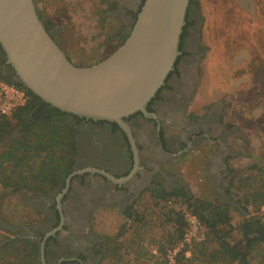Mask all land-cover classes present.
<instances>
[{
	"label": "rangeland",
	"instance_id": "374dc122",
	"mask_svg": "<svg viewBox=\"0 0 264 264\" xmlns=\"http://www.w3.org/2000/svg\"><path fill=\"white\" fill-rule=\"evenodd\" d=\"M129 1L35 0L38 15L55 23L52 30H56L61 49L81 65L95 63L119 46L122 19L118 9ZM196 3L193 15H186L195 23L192 42L186 48V96L180 115L195 125L203 123L209 132L194 138L172 162H163L170 176L161 180L166 187H175L174 180L180 179L194 197L213 204L227 203L231 227L223 225L221 232L244 250L238 224L249 216L264 221V204L259 205L260 197L254 198L258 191L264 192V188L259 189L263 174L258 171H264V0ZM214 111L218 120L211 123L209 115ZM165 119L170 123L166 116ZM215 123L220 125V135L216 129H208ZM168 130L172 134L177 128L171 125ZM221 148L227 151L221 177L215 183L210 171L218 175L216 159L210 165L209 159ZM31 197L0 187V242L24 236L21 225L32 227L42 221L41 209ZM129 209L136 215L130 220L118 206H101L94 211L92 229L108 239L117 238L115 243L121 245L118 253L102 257L98 264H159L165 259L166 250L182 239L176 240L172 235L176 222L169 212L179 211L184 219L183 211L189 210L181 200L163 201L145 193ZM205 240L206 236L203 241L183 248L187 264H237L215 259L216 245ZM201 244H205L202 249ZM246 258L247 264L264 263V243L255 245Z\"/></svg>",
	"mask_w": 264,
	"mask_h": 264
},
{
	"label": "flooded vegetation",
	"instance_id": "af4514ba",
	"mask_svg": "<svg viewBox=\"0 0 264 264\" xmlns=\"http://www.w3.org/2000/svg\"><path fill=\"white\" fill-rule=\"evenodd\" d=\"M142 1L130 0L118 9L122 19L121 33L117 37L119 45L128 35ZM195 2L192 0L188 6L187 14L190 16L194 13ZM187 21L192 23L188 25L187 35L182 41L181 56L146 105L147 112L153 116L138 111L125 117L129 131L114 121L76 115L68 117L76 130V154L71 172L55 189L31 197L41 209L42 221L32 227H19L24 233L19 237L37 243L38 264H98L103 254L102 245L106 244L108 237L100 236L92 229L90 223L95 210L101 206H118L124 212L139 196L158 192L159 185L167 192L186 188L180 179L174 180L175 187H166L161 179L170 176L163 162H172L194 138L206 136L208 131L203 123L195 125L188 117L183 119L180 115L186 96L187 81L184 77L187 73L183 70L189 58L186 48L192 42L195 23L190 17ZM50 32L56 39V30ZM0 73L11 75L1 47ZM165 116L170 123H166ZM209 116L211 123L218 120L216 111ZM171 125L177 128L172 134L168 130ZM219 126L210 124L208 129H216L220 135ZM226 151L221 148L209 159V165L216 159L218 175L210 171L215 183L221 177ZM41 243L43 261L40 259Z\"/></svg>",
	"mask_w": 264,
	"mask_h": 264
},
{
	"label": "water",
	"instance_id": "95a60500",
	"mask_svg": "<svg viewBox=\"0 0 264 264\" xmlns=\"http://www.w3.org/2000/svg\"><path fill=\"white\" fill-rule=\"evenodd\" d=\"M189 2L143 0L125 40L103 59L81 65L46 30L35 0H0V47L12 79L42 101L129 131L124 118L152 115L146 105L174 69Z\"/></svg>",
	"mask_w": 264,
	"mask_h": 264
},
{
	"label": "trees",
	"instance_id": "16d2710c",
	"mask_svg": "<svg viewBox=\"0 0 264 264\" xmlns=\"http://www.w3.org/2000/svg\"><path fill=\"white\" fill-rule=\"evenodd\" d=\"M195 4L198 6L196 2ZM110 8L113 9L114 6ZM187 19L188 16L182 31L180 48L184 36L187 35L189 25ZM43 24L49 32L55 26L50 19L43 20ZM0 81L15 84L28 95L25 105L17 108L9 116L0 115V187L15 194L23 193L32 197L44 194L63 183L71 172L76 154V130L68 117L75 115L60 111L42 101L22 84L12 79V75L0 73ZM258 171L263 174L262 182L259 184L261 187L259 189H262L264 188V171L262 168H258ZM151 197L163 201L174 198L184 202L185 207L196 214L202 222L205 228V241L216 245L213 251L215 259L247 264L246 253L255 245L264 243V221L262 218L252 216L244 217L237 226L245 241V249L240 250L229 241L227 234L222 233L220 229L223 225L231 227L227 203L213 204L205 199L194 197L187 188L167 192L160 185L159 191L151 194ZM256 197L261 199L259 205L264 204L262 190L254 195V198ZM131 211L132 209L124 211L127 220L135 215ZM169 212L176 222L172 235L179 240L186 223L181 212L174 209H169ZM116 240L117 238L112 240L107 238L103 258L118 253L121 245H117ZM204 245L201 244L200 249L204 248ZM162 251L163 247L160 246L159 252ZM183 253L184 249L178 253L175 264H187L188 258H185ZM164 263L165 259L159 262V264ZM0 264H38L37 243L19 236L6 239L0 245Z\"/></svg>",
	"mask_w": 264,
	"mask_h": 264
},
{
	"label": "built area",
	"instance_id": "2783aa9c",
	"mask_svg": "<svg viewBox=\"0 0 264 264\" xmlns=\"http://www.w3.org/2000/svg\"><path fill=\"white\" fill-rule=\"evenodd\" d=\"M28 100L27 93L13 83L0 81V115L9 116L17 108L25 105ZM186 222L184 233L180 242L165 252V264H175L178 253L194 242L205 239V228L199 217L191 211H183Z\"/></svg>",
	"mask_w": 264,
	"mask_h": 264
},
{
	"label": "crops",
	"instance_id": "0c3cea01",
	"mask_svg": "<svg viewBox=\"0 0 264 264\" xmlns=\"http://www.w3.org/2000/svg\"><path fill=\"white\" fill-rule=\"evenodd\" d=\"M182 182V184L184 185V186H186V188H187V185H186V183L184 182V181H181ZM188 189V188H187ZM96 227V226H95Z\"/></svg>",
	"mask_w": 264,
	"mask_h": 264
}]
</instances>
